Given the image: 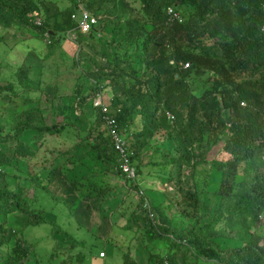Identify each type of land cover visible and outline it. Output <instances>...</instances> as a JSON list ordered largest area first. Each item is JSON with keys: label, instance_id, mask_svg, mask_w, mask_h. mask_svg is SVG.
<instances>
[{"label": "trees", "instance_id": "trees-1", "mask_svg": "<svg viewBox=\"0 0 264 264\" xmlns=\"http://www.w3.org/2000/svg\"><path fill=\"white\" fill-rule=\"evenodd\" d=\"M69 1L63 12L44 3L47 20L38 24L35 19L41 10L35 0H0V26L29 28L38 38L50 39L52 53L58 37L75 26L71 15L79 5L77 0ZM138 1L135 6L130 0H82L99 21L88 33L77 31L73 60L80 73L73 100L54 108L64 122L49 123L43 113L56 88L49 86L42 92L46 93L43 107L41 94L26 96L25 101L38 104L23 110L13 127L0 131V144L7 143L0 146V166L15 165L14 159L23 155L35 160L32 168L45 171L57 153L68 151L44 147L56 152L48 158L41 155L42 141L34 150L20 136L32 130L37 140L45 134L74 133L89 144L85 153L93 160L89 167L93 175L69 183L67 167L56 166L48 171L47 182L41 180L44 172L34 170L30 176L41 180L40 188L57 201L79 207L87 204L85 221L79 224L92 226L90 219L111 189L113 174L123 181L125 192L132 181L139 185L138 179L151 178L148 186L163 195L151 207L153 216L141 201L137 210L126 214V225L136 226L144 244L152 245L150 264H264V0ZM117 7L130 12L126 30L108 17ZM169 7L180 12L182 19L172 18ZM109 32L115 36L110 38ZM3 39L7 40L6 35ZM29 72L30 66H20L19 83L28 79ZM107 86L113 95L104 112L93 98ZM17 96L13 83L2 84L0 79L2 103L14 102ZM88 103L93 121L80 130L72 119V106L82 112ZM106 114L116 120L125 137L128 162L137 171L134 179L121 172L120 154L106 126H96L105 124ZM225 135L223 156L210 159L209 152ZM71 161L79 163L78 157ZM4 174L0 170V184L7 193L0 188V213H26L27 224L47 221L45 208L36 209L22 188L7 189ZM217 178L214 201L208 207L206 195ZM61 187L66 197L60 196ZM173 208L175 214H171ZM33 215L40 218L34 220ZM176 216L194 224L181 226ZM103 218L100 230L106 224L107 217ZM161 240L168 245L163 255L152 250ZM230 242L226 248L224 243ZM4 246L9 264L29 255L17 232L0 222V247ZM131 252L125 254L124 263L140 264L141 257Z\"/></svg>", "mask_w": 264, "mask_h": 264}, {"label": "rangeland", "instance_id": "rangeland-1", "mask_svg": "<svg viewBox=\"0 0 264 264\" xmlns=\"http://www.w3.org/2000/svg\"><path fill=\"white\" fill-rule=\"evenodd\" d=\"M130 1L135 6L140 4L138 0ZM35 2L41 10L37 18H42L43 22L47 20V14L43 7L44 3L50 5L52 10L58 9L60 12H63L71 5L69 0H35ZM112 11L113 12L108 16L109 19H112L114 23H121L126 30L127 26H125V24L126 18L128 14H130L129 10L117 7ZM78 13L80 14V10H78ZM132 16L135 17L134 15ZM120 17H125V19L120 21ZM67 32L68 30L58 37L60 40L56 43L54 51L50 53L52 50L50 47V39H40L35 34H32L29 28L23 27L22 25L17 24L16 27L12 28L0 26V65L2 67L0 70V79L2 84L12 82L14 90L18 95L13 99L14 102L7 103L6 105H3L2 98L0 97V131L5 132L8 128L13 127L17 121L18 115L23 110L38 104V102L30 103L25 101L27 100L26 96L36 97L41 94L43 100L41 105L42 107L45 106L46 93L42 92H44V90L46 91V88L49 86L56 88L57 92L48 96L51 100L50 107L48 109L47 107H43V113L47 116V122L49 123L64 122L63 115L55 114L54 108L62 105L63 102H72V92L77 81L76 79L80 73V67L77 65L74 66L73 60L77 53V46L74 45L77 36L71 34L70 37H68ZM5 35L7 40L3 39ZM108 35L110 38L115 36L110 32ZM122 35L123 32L119 34V36ZM45 36L47 37L48 35L46 34ZM20 66H30L31 68L28 79L23 83H19L18 77L16 76ZM89 85L90 82L86 85L84 93L88 91ZM6 92L10 95L13 93L12 91ZM57 93H59V96L55 95ZM112 95L113 89L111 86H107L103 92L104 103L106 104L107 110H109L107 104ZM14 96L16 95H13V97ZM75 100L79 101L77 99ZM15 102H17V104ZM91 106L92 105L89 103L86 104L82 112L74 105L72 106V119L75 126L80 130L86 129L89 123L93 121L94 112ZM96 126L100 129L104 128L103 124H96ZM36 133L37 132L33 130L26 131L24 135L20 136V139L23 141V144L34 150L38 149V143L42 141L41 150L44 147L56 150H58V147H61L62 150H67L68 152L56 154L55 151H50L48 149L45 151L40 150L41 155H48V158L53 157L55 154L57 155V158L48 165L45 171L44 169L35 170L32 168L34 167L35 160H33V158L23 157V155L17 156L14 159L13 163H15V165L13 164L10 167L7 166L4 169L8 182L7 189L18 191L22 188L24 190L23 193L29 197V199H32L33 206L36 209L45 208V217L47 220L37 225L29 224L21 229L23 222L27 221L26 217H23L21 213H0V222H4L6 225L15 228L16 231L21 229L27 241H34V247L29 255L30 257L25 259V261L15 264H125L124 256L128 250L132 251L131 254H133L134 257H142L143 260L140 264H146L147 262L150 264L149 253L152 245L149 244L146 246L144 244L140 231L136 228L130 229L131 227L124 226L126 224V217L116 216L126 215L134 209L137 210L139 198L130 190L125 192L121 186L123 181L117 178L116 174H113L114 179L111 189L107 191L106 195L101 197L98 202L100 208L93 212L94 218L90 219L92 223H95L94 227L96 228L103 216H106V214L112 215L107 216L106 224L100 231L101 234L87 229L83 226V223L79 224V222L85 219L83 210L87 208L88 205L83 203L84 207H79L78 204L69 203L68 201H66V203L60 200L57 201L58 199L53 198V195L40 188L38 183H40L41 180L47 182L48 171L56 166L60 168L68 167L67 181L69 183L78 181L91 174L93 175L89 169V167L93 165V160L85 153V149L89 147V144L85 143L82 138L76 136L74 133H72L73 135H69L67 131L63 134H55L56 136L45 134L43 137L41 135L39 136V140H37ZM226 137L225 135L209 152L210 159L223 156L221 148ZM62 140H66L67 142L65 141L61 145H56L57 143H61ZM0 146L5 147L7 143H2ZM76 157H78L81 162L73 165L71 160ZM26 168L28 170H26V172H29V177H27L28 174H25ZM34 170L35 174H43L44 172V176L41 177L40 181L36 179L35 175V179L31 178L30 173L34 174ZM149 179H138L139 186L143 188L146 198L151 199V202L157 205L162 200L163 195L160 190L153 186H148V183L152 181L151 178ZM217 186L218 178L213 182V185L210 186V190L207 192L206 200L208 201V207H210L214 201V191L217 190ZM0 188L4 191V194H7L5 188L1 187V185ZM87 190L88 189H85V191ZM59 193L60 196L63 197L67 195L66 192H62V187ZM121 207L122 209H120ZM175 210L176 208H173L171 214H175ZM74 211H76V214ZM33 218L37 219L34 215ZM175 219L176 221L182 222L181 226L184 224H186V226L194 224V221L190 219L178 218L177 216ZM110 223H113V226H110ZM58 226H61L59 228L65 231L59 233L60 230ZM64 233L68 235L66 238ZM72 239L76 242L79 241V243L68 248ZM224 246L226 248L231 247V242L229 244L224 243ZM166 249H168V245L165 247V243L161 240L155 247V250H152L163 255L166 253ZM6 250L7 246H4V248L2 247V249L0 248V264H9ZM101 250L105 251V258L99 256ZM2 255L3 257H1ZM77 258L79 260H77Z\"/></svg>", "mask_w": 264, "mask_h": 264}, {"label": "clouds", "instance_id": "clouds-1", "mask_svg": "<svg viewBox=\"0 0 264 264\" xmlns=\"http://www.w3.org/2000/svg\"><path fill=\"white\" fill-rule=\"evenodd\" d=\"M77 2H78V7H77V9H76V11H74L73 13H72V15H71V17H72V19L74 20V23H75V26L73 27V28H71V29H69L68 30V32H67V35H68V37H70V35L71 34H73V35H77V31H80V32H83V33H88L89 31H92L93 30V28L97 25V23H98V18L96 17V15H94V13L93 12H91L90 10H88L87 8H85L84 6H83V4H82V0H77ZM169 8H172L177 14H178V17H173V15L172 14H170L169 13ZM168 8V13L172 16V18H174V19H177V20H181L182 18H181V14H180V12H178V11H176L173 7H169ZM78 10H80V14L78 13ZM83 10H87L88 12H90L91 14H93L96 18H97V22L92 26V28L90 29V30H88V31H83V30H81V28H80V26H79V23H80V19H81V17H82V12H83ZM73 15H75V16H73ZM43 21V19L42 18H37V20L35 19V22L36 23H38V24H40L41 22ZM76 40V39H75ZM189 64V63H188ZM185 67H187L186 66V64H185ZM104 92V91H103ZM103 92L102 91H100L96 96H95V98H93V104L94 105H96V106H100V107H102L103 108V111L104 112H107L108 110L106 109V104L104 103L105 101H104V97H103ZM97 98H99L100 99V103H98V104H96L95 103V100L97 99ZM242 104H244L243 102H242ZM3 105H6V104H3ZM108 105V104H107ZM169 114V113H168ZM110 119H113V120H115L114 118H112L111 116H109V115H105L104 116V120H105V124H103L104 126H106V128L108 129V134H109V140H110V142L112 143V145L114 146V148L116 149V150H118V152H119V154H120V156H119V158H118V163H119V167L121 168V172L127 177V178H129V179H134L135 177H136V173H137V171H136V169H135V167L133 166V165H130V163H129V165L131 166V167H133L134 169H135V175L134 176H130V175H128V173H126V172H123V170H122V164H123V161H124V159L126 158L127 159V161H129L128 160V154H127V144H126V140H125V137H124V135H122L121 133H120V131L118 130V127H117V124H116V120H115V128H116V130H117V132H118V134H119V136L121 137V139H122V141H123V143H124V145H123V150H120L119 148H117L116 147V144H115V141H114V138H113V136H112V133H111V127L109 126V123H108V120H110ZM81 161H80V159H79V163H80ZM79 163H77V164H79ZM7 166H0V170H2L5 174H4V179L6 180V172H5V168H6ZM9 167V166H8ZM67 167V166H66ZM66 167H64V168H66ZM68 168V167H67ZM26 170H27V168L25 169V172H26ZM28 171V170H27ZM29 172H26L25 174H28ZM24 174V173H23ZM1 179V178H0ZM7 181V180H6ZM0 182H1V180H0ZM132 183L133 184H131V185H127L128 186V190H130L131 192H133L138 198H139V202L141 201L142 202V204H143V206H145L147 209H148V211L150 212V216L152 217L153 216V213H152V211H151V207H152V205H153V203L151 202V199H148V198H146V196L144 195L145 193H144V190H143V188H141L139 185H135V183H134V181H132ZM1 185V184H0ZM102 201V200H101ZM120 209H122V207L120 208ZM96 211V210H95ZM130 211V210H129ZM133 211V210H132ZM131 212V211H130ZM16 213H21L22 215H23V217H26V219H27V221L26 222H23V224H22V226H21V229H23L25 226H28L29 224H27V222H28V220H29V215L28 214H26V213H23V212H16ZM110 215V214H109ZM109 215H107L106 214V217L107 216H109ZM39 215H37V218H40V217H38ZM46 216V214L44 213V217ZM110 216H112V215H110ZM116 216H118V217H120V216H124V217H126V215H116ZM46 218V217H45ZM127 218V217H126ZM32 219H34L33 218V216H32ZM104 219V218H103ZM103 219H101L100 220V223L97 225V227L95 228L94 227V225H95V223H92V226L90 225H86V224H83V226L84 227H86L87 229H89V230H91L92 232H95V233H97V234H101L100 233V226L102 225V224H104V220ZM35 220V219H34ZM54 222V221H53ZM105 222H106V220H105ZM55 223H56V221H55ZM126 224H127V222H125ZM38 224H40V223H38ZM124 225L125 227H129L128 225ZM34 225H37L36 223L34 224ZM8 226V225H7ZM110 226H113V223H110ZM9 227H11V226H9ZM59 227H61V226H58V229H59ZM132 228H136V226H131V228L130 229H132ZM15 231H16V229L15 228H13ZM21 229L19 230V231H16L17 232V235H18V239H20L21 241H22V246L23 247H25V248H29L30 249V251H29V255L31 254V252H32V250H33V244H34V241L32 242V241H27V238L26 237H24L23 236V232L21 231ZM58 229H57V231H58ZM60 230L61 231H59V233H63L65 230H63L62 228H60ZM65 234V233H64ZM58 235V234H57ZM68 235L67 234H65V238L67 237ZM64 241H65V239H64ZM74 239H72V242L70 241V246L68 247V248H70V247H72L73 245H76V244H78L79 243V241H74ZM1 249H2V247H0ZM7 254V253H6ZM27 256L26 258H24V259H22L21 261H25V259H28L30 256ZM99 256L101 257V258H105L106 257V253H105V251L104 250H101L100 252H99ZM140 256V255H139ZM1 257H3V255L1 256ZM141 257V256H140ZM7 258H8V262H9V257H8V255H7ZM135 258H137L136 256H135ZM77 260H79L78 258H77ZM141 260H143L142 259V257H141ZM21 261H14L13 263H11V264H15V263H17V262H21ZM81 264V263H80ZM146 264H149V262H147Z\"/></svg>", "mask_w": 264, "mask_h": 264}, {"label": "built area", "instance_id": "built-area-1", "mask_svg": "<svg viewBox=\"0 0 264 264\" xmlns=\"http://www.w3.org/2000/svg\"><path fill=\"white\" fill-rule=\"evenodd\" d=\"M169 13L172 14L173 17H178V14L172 8H169ZM73 16H75V15H73ZM96 22H97V18L93 14H91L87 10H83L82 17H81L80 23H79L81 30H83V31L90 30ZM188 65L189 64L186 63V66H188ZM95 103L96 104L100 103V99L97 98L95 100ZM108 123H109V126L111 127V133H112V136L114 138L116 147L119 148L120 150H123L124 143H123L121 137L119 136V134L115 128V125H114L115 120L110 119V120H108ZM122 170H123V172L128 173V175H130V176L135 175V169L129 165L126 158L123 161Z\"/></svg>", "mask_w": 264, "mask_h": 264}]
</instances>
